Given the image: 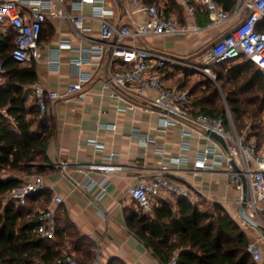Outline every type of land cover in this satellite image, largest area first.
<instances>
[{"label":"crops","instance_id":"1","mask_svg":"<svg viewBox=\"0 0 264 264\" xmlns=\"http://www.w3.org/2000/svg\"><path fill=\"white\" fill-rule=\"evenodd\" d=\"M75 2L62 0L52 10L83 14L86 28L81 33L77 32L67 19L52 16V10L46 9L50 16L42 31V57L39 61L22 64H35L37 83L61 93H65L77 81L80 70L94 75L93 80L85 84L83 96L74 94L66 99L50 101L47 120L53 133L48 145V160L43 163L45 170L40 173L44 178L45 190L28 203L33 212L48 208L56 211L61 235H57L55 241L61 244L58 247L62 254L89 261L98 249L104 264H164L132 230L131 225L141 212L129 196L128 189L140 177L152 178L160 164L171 158H183L186 161L172 164L170 177L191 188L195 194L198 192L197 203L202 209L215 211L216 207L222 208L240 224L250 242L260 241L264 251L263 232L245 224L241 217L243 191L230 183L225 172L226 166L207 170L195 165L197 152L212 145L207 136L198 135L181 123L164 128L160 111L151 105L150 99L154 95L151 91L143 99L111 97L103 85L107 75L104 64L98 66L94 62L80 68L71 63L100 38L99 20L94 16L95 5L87 3L80 10ZM153 2L182 22L188 19L175 0ZM130 3V0H106V7L114 11L111 19L116 25L144 21L145 15L132 12ZM197 5V19L204 27L208 23V15ZM229 29L230 24H227L198 34L151 36L142 39L140 45L181 57L184 62H196L205 47ZM0 37L9 39L11 44L14 42L11 28L0 31ZM62 40L70 41L72 47L58 50ZM57 55L60 65L54 67L50 61ZM168 67L166 83L194 93L196 80L191 87L189 80L199 75L184 65ZM33 100L28 97V104ZM112 126L116 128L113 130ZM186 131H191V136H184ZM144 135L150 136L155 142H141L140 137ZM98 145L103 148H98ZM158 148H163L164 153H159ZM110 156L115 164L123 166L122 170L107 175L87 167ZM62 161L69 163L66 171L58 166ZM105 177L108 178L107 192L102 199L96 200L100 189L98 185L89 186L90 179L98 183ZM55 195L61 196L63 201L56 202ZM161 201L172 202L177 210V199L160 200L158 204ZM69 232H73L74 236L69 235ZM258 264H264V260Z\"/></svg>","mask_w":264,"mask_h":264},{"label":"built area","instance_id":"2","mask_svg":"<svg viewBox=\"0 0 264 264\" xmlns=\"http://www.w3.org/2000/svg\"><path fill=\"white\" fill-rule=\"evenodd\" d=\"M196 1L175 0L188 16V19L182 22L177 17L169 15L158 3L149 0H130L132 12L144 14V21L139 24L116 25L111 19L114 11L106 7V0H76V7L80 10L87 3L95 5L94 16L99 20L100 38L80 57L71 60V63L80 68L94 62L98 66L104 64L107 67V75L103 85L111 97L143 99L147 98L148 92L151 91L154 93L150 99L151 105L160 111L161 125L164 128L181 123L198 135L207 136L212 145L197 152L196 167L214 170L226 166L225 172L230 183L241 191L244 188L245 178L248 187L247 209L250 211L247 213L264 228V139L260 141L250 129L239 131L230 110L225 117H215L203 112L201 106L195 105L189 89L169 86L165 80L168 66L178 65H184L194 73L214 80L218 76L215 72V64L241 58L253 62L264 73V32L257 29L258 23L264 19V0H238L232 12H227L218 0ZM61 2L62 0L0 2V31L6 30L7 27L13 30L12 58L15 61L29 64L41 59L42 31L50 16L46 9L52 10ZM197 4L208 15V23L204 27L197 19ZM51 15L67 19L77 32L81 33L86 28L84 23L86 17L81 13L69 14L55 9L52 10ZM227 24H230V29L209 43L196 62H184L181 57L140 45L142 39L151 36L198 34L202 31L222 28ZM71 47L70 41L62 40L58 50ZM50 63L54 67H59V55ZM6 72L7 68L1 61L0 85L5 79ZM93 77L92 72L80 70L77 81L71 84L65 93L33 83L28 86V97L36 101L40 116H46L50 109V101L66 99L74 94L83 96L85 84L91 82ZM115 128L112 126L113 130ZM209 131L222 136L226 146L213 140L208 135ZM191 134V131H186L184 136ZM140 138L145 144L155 142L148 135ZM97 147L103 148L100 145ZM157 150L161 154L164 153L163 148ZM185 161L186 159L183 158H171L167 162H162L152 178L140 177L129 187L128 194L137 203L141 213L152 214L160 200L184 198L193 204L197 203L195 192L169 175L172 164H181ZM233 162L238 170L234 168ZM58 166L66 171L69 163L62 161ZM87 167L107 175L123 169V166L111 160V156ZM107 182V177L98 183L90 179L89 186L98 185L100 189L95 197L96 200L102 199L106 194ZM43 190L45 184L41 174L25 175L22 183L3 196V204L5 206L15 203L24 206L31 195ZM54 199L58 203L63 201L59 195H55ZM34 213H37L38 218V225L34 230L36 235L55 238L58 227L56 211L48 208L36 210ZM261 231L264 234V231ZM248 251L255 262L262 263L264 251L260 241L250 242ZM62 264L104 263L97 249L94 257L89 261L66 255ZM165 264H179L178 255L174 254Z\"/></svg>","mask_w":264,"mask_h":264},{"label":"trees","instance_id":"3","mask_svg":"<svg viewBox=\"0 0 264 264\" xmlns=\"http://www.w3.org/2000/svg\"><path fill=\"white\" fill-rule=\"evenodd\" d=\"M237 1L218 0L227 12L233 11ZM257 29L264 32V19ZM13 47L14 42L0 37V62L7 68L0 85V264H62L66 255L55 241L61 235L58 227L53 239L38 236L34 231L38 225L37 213L27 205L4 206L2 200L22 183L21 174H40L45 170L43 163L48 160L53 133L47 115L40 116L36 101L28 104L27 87L38 82L36 66H23L15 61ZM229 62L232 65L224 67L226 72L218 73L236 125L243 127L264 112V73L245 58L218 63L214 68ZM205 84L201 86L204 96L196 105H201L207 114L225 117L227 110L218 89L210 91ZM254 133L263 141V131ZM41 192L31 195L28 203ZM176 207L177 210L170 201H161L152 214H138L131 225L161 262L165 264L177 254L179 264H258L248 251V235L222 208L204 210L198 203L184 198L177 199ZM73 234L69 232L72 237Z\"/></svg>","mask_w":264,"mask_h":264},{"label":"rangeland","instance_id":"4","mask_svg":"<svg viewBox=\"0 0 264 264\" xmlns=\"http://www.w3.org/2000/svg\"><path fill=\"white\" fill-rule=\"evenodd\" d=\"M232 65V62H229L223 66L218 67L217 69H215V72H217L218 76L213 80V79H210L206 76H202V75H199V76H196V77H192V79H190V84H189V87H191V85L193 84V81L196 80V90L194 91L193 95H192V98L193 100L196 102V104H198L197 102L202 98V96H204L202 94V91H204V86H202V83H206V87L207 89H209L210 91L213 89V88H217L218 91H219V98L222 99V102L224 103V106H225V109L228 111L230 110L228 104L226 103L225 101V97H226V92H225V89L223 87V82L222 80L220 79V76H219V71L222 72H226L224 67H229ZM198 75V74H196ZM195 78V79H194ZM206 81V82H205ZM209 91V93H210ZM207 93V94H209ZM206 96V95H205ZM221 101V100H220ZM217 104H221L218 103ZM244 127V128H243ZM237 126L238 130L239 131H243V130H246V129H250L252 130L251 132L255 135L254 132H260V131H263L264 132V112L257 118H252V120L248 121L246 123L245 126ZM254 127V129H253ZM258 138V136H256ZM259 139V138H258ZM196 195L198 196V192H196ZM27 206L26 207H29L31 205L29 204H26ZM260 216L263 217V214L260 213ZM246 224V223H245Z\"/></svg>","mask_w":264,"mask_h":264},{"label":"water","instance_id":"5","mask_svg":"<svg viewBox=\"0 0 264 264\" xmlns=\"http://www.w3.org/2000/svg\"><path fill=\"white\" fill-rule=\"evenodd\" d=\"M208 135L215 139L216 141L220 142L224 147L226 146V142L225 140L223 139L222 136L218 135L217 133L215 132H208ZM234 168L236 170H238L237 166L235 165V163L233 162L232 163ZM247 199H248V187H247V183H246V180L244 178V188H243V198H242V203H241V208H240V214H241V217L243 218V220L255 227V228H258V229H261L264 231V228L258 223L256 222L255 220H253L247 213Z\"/></svg>","mask_w":264,"mask_h":264}]
</instances>
